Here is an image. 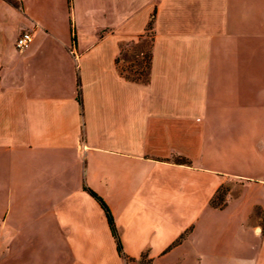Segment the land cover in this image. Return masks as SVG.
<instances>
[{"label": "crops", "instance_id": "1", "mask_svg": "<svg viewBox=\"0 0 264 264\" xmlns=\"http://www.w3.org/2000/svg\"><path fill=\"white\" fill-rule=\"evenodd\" d=\"M142 259L264 264V0H0V264Z\"/></svg>", "mask_w": 264, "mask_h": 264}, {"label": "rangeland", "instance_id": "2", "mask_svg": "<svg viewBox=\"0 0 264 264\" xmlns=\"http://www.w3.org/2000/svg\"><path fill=\"white\" fill-rule=\"evenodd\" d=\"M18 3V0H13ZM150 48L149 33L144 39H140L138 42L124 43L121 46L120 52V68L124 72L134 77L144 78L147 75L148 60L147 51ZM140 72L141 74H139ZM139 264H148L145 259H142Z\"/></svg>", "mask_w": 264, "mask_h": 264}, {"label": "trees", "instance_id": "3", "mask_svg": "<svg viewBox=\"0 0 264 264\" xmlns=\"http://www.w3.org/2000/svg\"><path fill=\"white\" fill-rule=\"evenodd\" d=\"M146 54H147L148 69H149L150 49L147 51ZM120 72L122 73V75L126 79H129L131 81H141V82H147L148 81V70H147V75L144 78H141L139 76H137V77L131 76L128 73L124 72L122 68H121ZM138 73L141 74L140 72H138ZM84 188L100 203L101 207L103 208V210L106 214L111 233L113 234V236L115 238L117 252H118V254L126 257V255H124V253L122 251V245H121L120 239L118 237L117 229L115 227L113 217L111 215V212H110L108 206L106 205L104 200L99 195H97L93 190H91L90 188H87V187H84ZM223 193H225V189L223 187L218 189L217 193L214 195V197L211 200V204L212 205H219V202L223 200Z\"/></svg>", "mask_w": 264, "mask_h": 264}, {"label": "built area", "instance_id": "4", "mask_svg": "<svg viewBox=\"0 0 264 264\" xmlns=\"http://www.w3.org/2000/svg\"><path fill=\"white\" fill-rule=\"evenodd\" d=\"M32 40V32L29 30H23L16 39L15 47L22 52L30 47Z\"/></svg>", "mask_w": 264, "mask_h": 264}]
</instances>
